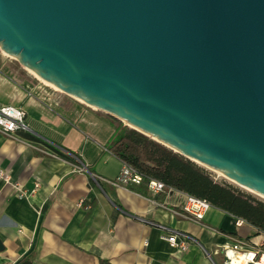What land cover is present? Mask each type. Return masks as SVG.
<instances>
[{
  "label": "water",
  "instance_id": "obj_1",
  "mask_svg": "<svg viewBox=\"0 0 264 264\" xmlns=\"http://www.w3.org/2000/svg\"><path fill=\"white\" fill-rule=\"evenodd\" d=\"M0 52L264 198V0H0Z\"/></svg>",
  "mask_w": 264,
  "mask_h": 264
},
{
  "label": "crops",
  "instance_id": "obj_2",
  "mask_svg": "<svg viewBox=\"0 0 264 264\" xmlns=\"http://www.w3.org/2000/svg\"><path fill=\"white\" fill-rule=\"evenodd\" d=\"M4 105L26 112L28 130L16 140L0 134V264H225L232 239L264 250L263 232L236 226L239 218L220 209L193 222L163 208L180 212L185 193L100 180L115 179L123 165L106 148L114 132L107 115L0 52ZM81 165L86 172L76 171ZM173 233L189 237L187 250L168 245Z\"/></svg>",
  "mask_w": 264,
  "mask_h": 264
},
{
  "label": "trees",
  "instance_id": "obj_3",
  "mask_svg": "<svg viewBox=\"0 0 264 264\" xmlns=\"http://www.w3.org/2000/svg\"><path fill=\"white\" fill-rule=\"evenodd\" d=\"M108 117V116H107ZM114 132L106 145L113 156L147 179L206 200L264 233V203L226 183H217L205 168L108 117ZM62 157L69 161L67 157ZM146 186V181L142 184Z\"/></svg>",
  "mask_w": 264,
  "mask_h": 264
},
{
  "label": "built area",
  "instance_id": "obj_4",
  "mask_svg": "<svg viewBox=\"0 0 264 264\" xmlns=\"http://www.w3.org/2000/svg\"><path fill=\"white\" fill-rule=\"evenodd\" d=\"M26 112L16 106L4 105L0 106V134L3 136L15 139V133L19 130L27 131L28 126L25 122ZM76 171L79 173H84L87 171L86 167L81 165L76 167ZM3 173H0V177H3ZM103 182L113 186V187H131L139 186L146 181V188L152 194L161 193L165 190H174L165 186L159 180L147 179L142 174L137 172L132 166L124 164L122 165L121 171L117 177L113 180L100 179ZM17 195L19 197L25 196V191H23L18 185L13 186ZM82 202L80 201L79 205ZM165 210L173 214H178L184 218L193 221L200 222L204 219L205 214L213 206L206 200L184 194V202L182 203L181 211L177 212L171 208L162 205ZM246 223L243 219H237L235 225L241 226ZM162 230H167V227L163 225H156ZM180 238V239H178ZM188 238L184 234L173 233L166 237V241L171 248H179L181 250H187L188 248ZM224 255L227 258L225 264H264V250H254L248 249L247 243L243 240L232 239L230 244L224 245L223 247Z\"/></svg>",
  "mask_w": 264,
  "mask_h": 264
},
{
  "label": "rangeland",
  "instance_id": "obj_5",
  "mask_svg": "<svg viewBox=\"0 0 264 264\" xmlns=\"http://www.w3.org/2000/svg\"><path fill=\"white\" fill-rule=\"evenodd\" d=\"M4 56H5V55H4ZM5 57H7V56H5ZM7 59H10L11 61H13V63L18 64L15 60H13V59H11V58H9V57H7ZM55 91H57V90H55ZM206 170H207V169H206ZM208 171H209V170H208ZM209 172L211 173V176H212V178H213V180H214L215 182H217V183H222V184L226 183V184H228V185H231V186L237 188L240 192H242V193H246V194L252 196L254 199H256V200L261 201V202L264 203V198H262V197H260V196H257V195L254 194V193H250V192L246 191L245 189L241 188L240 186H237V185L231 183L230 181H228V180L222 178L221 176H219L218 174H216V173H214V172H212V171H209Z\"/></svg>",
  "mask_w": 264,
  "mask_h": 264
},
{
  "label": "bare ground",
  "instance_id": "obj_6",
  "mask_svg": "<svg viewBox=\"0 0 264 264\" xmlns=\"http://www.w3.org/2000/svg\"><path fill=\"white\" fill-rule=\"evenodd\" d=\"M44 83V82H43ZM45 84H47V83H45ZM48 85V84H47ZM219 176H221L222 178H224V179H226V180H228V181H230L231 183H233V184H235V185H237L235 182H233L232 180H230V179H228V178H226V177H224L223 175H220V174H218ZM237 186H239V185H237ZM242 188V187H241ZM243 189H245V188H243ZM246 191H248L247 189H245ZM248 192H250V191H248ZM252 193V192H251Z\"/></svg>",
  "mask_w": 264,
  "mask_h": 264
}]
</instances>
